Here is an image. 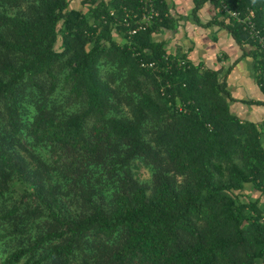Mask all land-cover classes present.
I'll return each instance as SVG.
<instances>
[{
	"label": "trees",
	"instance_id": "16d2710c",
	"mask_svg": "<svg viewBox=\"0 0 264 264\" xmlns=\"http://www.w3.org/2000/svg\"><path fill=\"white\" fill-rule=\"evenodd\" d=\"M225 1L264 35V0ZM157 3L168 16L129 38L110 11L140 0H0L3 264H264V121L231 110L264 100L169 53L155 34L179 23ZM220 15L264 92L263 51Z\"/></svg>",
	"mask_w": 264,
	"mask_h": 264
},
{
	"label": "crops",
	"instance_id": "0c3cea01",
	"mask_svg": "<svg viewBox=\"0 0 264 264\" xmlns=\"http://www.w3.org/2000/svg\"><path fill=\"white\" fill-rule=\"evenodd\" d=\"M194 6V0H172V14L179 24L175 30L165 29L157 32L155 37L168 41L169 53H186L191 63H204L208 68L223 72L230 66L233 67L228 77L232 95L244 99L264 100V92L255 80V59L247 56L235 63L243 53L237 41L225 27L208 24L213 19H222L215 2L207 1L198 12L201 24L193 20ZM231 110L244 119L264 121V105L234 102L231 104ZM262 140L264 146V134ZM262 200L264 201V197Z\"/></svg>",
	"mask_w": 264,
	"mask_h": 264
},
{
	"label": "built area",
	"instance_id": "2783aa9c",
	"mask_svg": "<svg viewBox=\"0 0 264 264\" xmlns=\"http://www.w3.org/2000/svg\"><path fill=\"white\" fill-rule=\"evenodd\" d=\"M158 1L161 0H140V5L134 8H123V13L118 15L115 9L110 11V15L117 19L118 23L123 24L127 27L125 33L129 38L138 34L140 31H144L149 28L156 19L162 20L163 17L168 16L169 13H165L162 17L161 11L158 8ZM168 1L169 8L171 7V0ZM216 2V7L219 12L226 14L227 19L237 22L242 25L243 29L247 31L250 38L256 42L264 53V35L256 28V11L251 7L247 6L244 9H231L225 0H210ZM171 9V8H170ZM102 19H107L102 16ZM118 25V24H116ZM168 59V57H166ZM181 64H184L182 61ZM154 67L155 61L143 63L142 66Z\"/></svg>",
	"mask_w": 264,
	"mask_h": 264
},
{
	"label": "rangeland",
	"instance_id": "374dc122",
	"mask_svg": "<svg viewBox=\"0 0 264 264\" xmlns=\"http://www.w3.org/2000/svg\"><path fill=\"white\" fill-rule=\"evenodd\" d=\"M85 1L86 0H71V4L73 7H81L86 13L89 12L88 10V5L85 4ZM140 176L142 179H148L150 177V172L147 168L145 167H141L140 169ZM259 194L256 193L254 196H258ZM3 205L0 204V208H2ZM10 224L8 222H3V221H0V233L1 232H4L5 230H7L9 228ZM0 264H3L2 263V258H4L6 255H8L10 253V251L12 250L13 246L10 244V243H6V240L5 239H0ZM20 241V239L18 240ZM17 239L16 241L14 242V244L16 245L17 244ZM26 260V258H24L22 261L24 262Z\"/></svg>",
	"mask_w": 264,
	"mask_h": 264
}]
</instances>
